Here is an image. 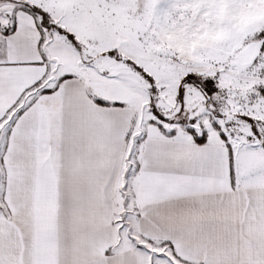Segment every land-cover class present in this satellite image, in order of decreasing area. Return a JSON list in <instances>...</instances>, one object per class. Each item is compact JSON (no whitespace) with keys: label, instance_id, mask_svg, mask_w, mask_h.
I'll list each match as a JSON object with an SVG mask.
<instances>
[{"label":"snow or ice","instance_id":"snow-or-ice-1","mask_svg":"<svg viewBox=\"0 0 264 264\" xmlns=\"http://www.w3.org/2000/svg\"><path fill=\"white\" fill-rule=\"evenodd\" d=\"M0 264H264V0H0Z\"/></svg>","mask_w":264,"mask_h":264}]
</instances>
